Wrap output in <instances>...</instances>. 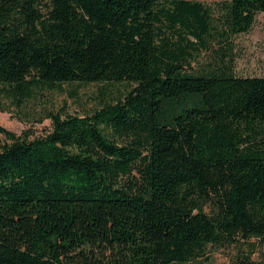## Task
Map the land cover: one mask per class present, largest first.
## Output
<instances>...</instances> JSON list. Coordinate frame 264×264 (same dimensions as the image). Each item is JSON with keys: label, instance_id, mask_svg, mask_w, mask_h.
<instances>
[{"label": "trees", "instance_id": "1", "mask_svg": "<svg viewBox=\"0 0 264 264\" xmlns=\"http://www.w3.org/2000/svg\"><path fill=\"white\" fill-rule=\"evenodd\" d=\"M258 13L264 0L216 14L198 0H0V96L135 84L89 115L52 113L43 137L0 124V264H184L209 246L254 264L264 76L236 75L224 55L186 65L196 42L248 32Z\"/></svg>", "mask_w": 264, "mask_h": 264}, {"label": "rangeland", "instance_id": "2", "mask_svg": "<svg viewBox=\"0 0 264 264\" xmlns=\"http://www.w3.org/2000/svg\"><path fill=\"white\" fill-rule=\"evenodd\" d=\"M217 13V5L223 0H198ZM220 28V27H219ZM165 37L179 39L178 32L166 30ZM188 39L194 40L188 36ZM179 41V40H178ZM188 56L186 68L198 72L207 64L224 55L231 62L238 76H264V13H258L254 26L245 33L221 35L215 32L203 42H196ZM135 86L130 81L63 82L49 85L35 83L28 94L0 96V124L21 138L35 139L52 130V113L79 116L89 115L105 104L123 98ZM11 142L0 134V147ZM137 173H135L136 175ZM237 246H209L200 258L184 264H237ZM254 264H264V245H259L252 256Z\"/></svg>", "mask_w": 264, "mask_h": 264}]
</instances>
